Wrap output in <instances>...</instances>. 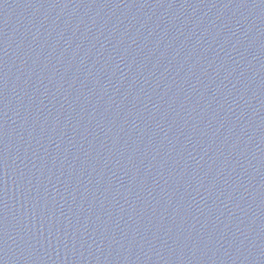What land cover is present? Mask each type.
Returning <instances> with one entry per match:
<instances>
[{"label":"water","instance_id":"obj_1","mask_svg":"<svg viewBox=\"0 0 264 264\" xmlns=\"http://www.w3.org/2000/svg\"><path fill=\"white\" fill-rule=\"evenodd\" d=\"M0 264H264V0H0Z\"/></svg>","mask_w":264,"mask_h":264}]
</instances>
